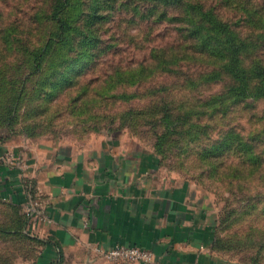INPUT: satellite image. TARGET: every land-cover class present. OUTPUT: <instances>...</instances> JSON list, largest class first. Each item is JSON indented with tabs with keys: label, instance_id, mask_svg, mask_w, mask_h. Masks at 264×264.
I'll list each match as a JSON object with an SVG mask.
<instances>
[{
	"label": "rangeland",
	"instance_id": "obj_1",
	"mask_svg": "<svg viewBox=\"0 0 264 264\" xmlns=\"http://www.w3.org/2000/svg\"><path fill=\"white\" fill-rule=\"evenodd\" d=\"M50 5L0 0V138L47 146L123 136L192 184L213 212L218 255L264 264V96L236 97L229 79L208 80L209 58L178 46L176 25L136 4L110 10L97 45L81 42V29L35 59L55 28ZM33 250L0 231V264L26 262Z\"/></svg>",
	"mask_w": 264,
	"mask_h": 264
},
{
	"label": "crops",
	"instance_id": "obj_2",
	"mask_svg": "<svg viewBox=\"0 0 264 264\" xmlns=\"http://www.w3.org/2000/svg\"><path fill=\"white\" fill-rule=\"evenodd\" d=\"M29 196L46 216L31 218L35 256L19 264H115L90 243L151 249L157 264H234L212 249L213 212L192 184L123 136L87 145L0 140L1 221L25 216Z\"/></svg>",
	"mask_w": 264,
	"mask_h": 264
},
{
	"label": "trees",
	"instance_id": "obj_3",
	"mask_svg": "<svg viewBox=\"0 0 264 264\" xmlns=\"http://www.w3.org/2000/svg\"><path fill=\"white\" fill-rule=\"evenodd\" d=\"M122 4H136L149 10V16L159 13V19L174 23L178 46L209 58L204 68L208 80L229 79L227 92L236 97L264 96V0H51L46 15L55 28L45 33L46 42L31 54L35 59L41 57L52 41L61 43L81 29V42L97 45L102 41V20ZM223 8L232 16L224 15ZM6 26L3 31L9 29ZM163 51L167 52L165 48ZM171 64L178 66L179 61ZM17 215L10 224L0 223V231L6 236H22L33 244L36 237L28 230L31 217L27 213Z\"/></svg>",
	"mask_w": 264,
	"mask_h": 264
},
{
	"label": "built area",
	"instance_id": "obj_4",
	"mask_svg": "<svg viewBox=\"0 0 264 264\" xmlns=\"http://www.w3.org/2000/svg\"><path fill=\"white\" fill-rule=\"evenodd\" d=\"M9 162L14 161L12 153H6L5 157ZM29 192V191H28ZM26 213L31 217L44 218L45 212L41 209L37 199L29 196L25 204ZM90 246L97 252L101 253L108 261L115 264H157V256L151 249L138 245H129L118 243L107 249H102L99 245L90 243Z\"/></svg>",
	"mask_w": 264,
	"mask_h": 264
}]
</instances>
